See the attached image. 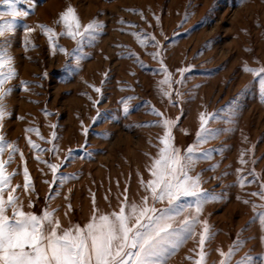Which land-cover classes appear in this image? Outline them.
<instances>
[{
  "label": "rangeland",
  "instance_id": "obj_1",
  "mask_svg": "<svg viewBox=\"0 0 264 264\" xmlns=\"http://www.w3.org/2000/svg\"><path fill=\"white\" fill-rule=\"evenodd\" d=\"M69 4L82 23L94 18L104 22L97 42L85 46L84 52L90 55L80 61L79 68L59 47L71 50L76 41L60 35L55 41L59 46L53 48L39 27L44 23L60 32L63 25L57 23L58 15ZM19 7L30 14L18 17L15 33L7 34L18 76L8 81L13 89L6 97L11 115L4 118L2 131L24 154L17 153L7 165L8 171L17 172L12 183L21 185L16 192L24 210L39 214L46 206L58 209L55 215L68 227L86 223L94 208L118 210L125 189L129 201L139 202L146 194L141 175L144 180L151 178L148 166L158 154V137L164 132L162 125L146 123L162 119L151 106L177 120L174 142L182 150L196 140L200 113L224 108L220 113L224 116L230 108L229 120L209 118L207 127L223 131L200 145L216 151L192 172L202 173V187L220 197L210 200L201 214L213 234L205 242L207 264H218L219 250L231 246L238 250L230 264L246 253L261 264L264 225L252 206L253 201L262 203L253 195L260 184L239 180L252 179L253 168L259 174L257 180H264V96L259 77L244 69V64L264 66V0H36L34 13L21 0ZM25 23L35 29L29 34V43L35 47H24ZM136 33L149 42L141 44ZM152 37L160 41L159 49ZM158 50L174 81L171 100L158 87L166 75L160 70V58L151 55ZM132 51L143 64L127 55ZM178 69L186 71L182 75ZM22 81L32 82L28 90ZM122 100L129 104L128 114ZM29 128L38 129L39 135ZM53 132L56 137L51 139ZM28 137L48 150H36ZM53 144L59 146L58 153L52 151ZM242 149L247 150L246 164L240 163ZM69 150L71 157L65 162ZM4 156L7 159V150ZM25 162L34 184L30 190L22 187ZM217 162L219 167L209 168ZM51 163H61L59 174H75L62 188L59 181L53 184V191L60 193L55 196L49 189ZM240 168L243 173L236 171ZM238 237L242 244H234ZM197 245L198 235L187 240L169 264H195L187 257L198 253Z\"/></svg>",
  "mask_w": 264,
  "mask_h": 264
},
{
  "label": "snow or ice",
  "instance_id": "obj_2",
  "mask_svg": "<svg viewBox=\"0 0 264 264\" xmlns=\"http://www.w3.org/2000/svg\"><path fill=\"white\" fill-rule=\"evenodd\" d=\"M20 2L21 0H0V5L4 6L0 8V264H169L170 258L185 242L197 235L198 253L194 256L189 255L187 258L194 260L195 264H207L208 253L205 251V242L213 234L210 231L211 225L206 219H201V214L210 200L220 197L202 187V173L192 175V172L199 161L211 160L216 151L215 148L205 149L200 145L209 139L216 138L223 131V129L207 127L209 118L229 120L231 118L229 106H225L229 108V111L224 116L220 115L224 112V108L216 113H200L201 123L196 133V140L184 150L174 142L173 127L177 120L164 117V114L154 105L151 106V111L162 119L146 123L162 125L164 132L158 137L161 142L158 145V154L151 158L148 166L151 178L144 180L141 175L140 182L146 194L139 202L129 201L127 189H125L124 199L118 210L101 212L98 208H94L86 223L83 225L70 223L68 227H64L55 215L58 209L46 206L39 214L24 210L23 202L16 192L21 185L12 183V178L17 172L15 170L10 172L7 169V165L13 162L17 153L21 157L24 154L16 142L5 138L2 131L4 118L11 115L7 110L6 97L13 89L11 85H8V81L18 76L14 56L9 50L10 39L7 34L15 33L18 17H27L30 14L29 10L19 7ZM25 2L34 13L36 0H25ZM130 10L137 11V9ZM188 18V14L185 13V21ZM57 23L63 25L60 32L44 23H41L39 27L48 35L53 48L59 46L55 41L60 35H67L75 40L76 46L71 50L64 46L59 47L66 55L74 58L76 67H81L80 61L90 55L84 52L85 46L90 47L97 42L104 22L94 18L87 23H82L76 8L69 4L59 13ZM23 31L24 47H35V44L29 43V34L35 31L34 27L25 23ZM136 35L141 44L146 45L149 42L146 36L141 37L139 33ZM152 42L159 49L160 41L152 37ZM127 55L134 56L140 63H144L134 51ZM151 55L161 60L160 70L166 75L158 87L161 94L171 100V85L174 82L172 74L163 64L161 50L154 51ZM244 69L259 77L260 92L264 96V66L249 67L244 64ZM178 71L183 75L186 69H178ZM44 75H47V72ZM29 83L32 82L22 81L25 90H28ZM96 90L100 91L99 88ZM176 94L180 95L179 92ZM127 99L130 100L131 97ZM122 103L123 111L128 114L129 104L126 100H122ZM45 112L47 114L46 109ZM28 131H36L39 135L38 129L29 128ZM82 131L86 133L87 127H84ZM55 137L56 133L53 132L51 139ZM41 139L45 138L41 137ZM28 143L38 151L48 150L42 148L31 137H28ZM6 150L7 159L4 156ZM52 151L58 153L59 146L53 144ZM245 151L247 150L242 149L240 154L241 164L247 163ZM70 157L71 150L64 161L67 162ZM36 158L41 159L39 156ZM49 166L53 173L49 189L53 192V196L59 195V189L53 191V184L59 181V187L62 188L64 183L75 174H59L57 169L61 168V163H51ZM217 167L219 162L209 165L210 169ZM236 171L243 173L244 169L240 168ZM251 174L252 179L246 180L241 177L239 182L260 184L259 190L253 195H258L262 203L257 204L253 201L252 206L260 223L264 225V180H257L259 174L254 168ZM23 175L22 187L26 190L33 189L34 184L26 162ZM51 198L53 197L50 196L49 199ZM158 203L160 207H157ZM93 204H95L94 195ZM68 207L70 208L71 205L69 204ZM198 226L201 228L199 232ZM243 242L238 237L234 244ZM237 250L235 246L229 247L227 251L220 249L221 259L218 264H230ZM259 255L264 258V252ZM213 264L216 262L214 261ZM236 264H255V261L252 254L246 253L244 257L236 261ZM261 264H264V259Z\"/></svg>",
  "mask_w": 264,
  "mask_h": 264
}]
</instances>
